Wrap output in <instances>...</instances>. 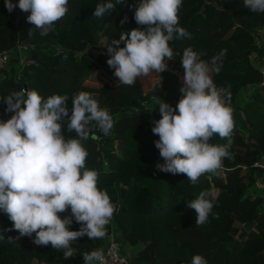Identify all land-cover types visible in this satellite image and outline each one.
<instances>
[{
	"label": "trees",
	"instance_id": "1",
	"mask_svg": "<svg viewBox=\"0 0 264 264\" xmlns=\"http://www.w3.org/2000/svg\"><path fill=\"white\" fill-rule=\"evenodd\" d=\"M12 2L17 7L9 12L5 0H0V51H11L7 65L0 69V98L24 85L45 99L66 95L70 117L73 97L87 92L109 112L110 133L104 135L94 127L83 142L86 167L98 172L97 186L108 192L115 206L107 233L118 232L122 252L124 243L133 248L132 264H191L198 254L206 264H216L220 253L226 264H264V196L249 190L262 173L254 163L264 160V85L259 84L256 66L264 55V13L253 12L245 0H183L179 26L191 38L169 41L174 59L167 60L168 68L139 77L129 86L121 84L108 65L106 45L119 39L121 32L130 34L141 27L134 19L140 0L120 4L112 0L115 10L102 18L93 13L97 4L107 0H69L67 14L45 36L28 22L30 11L20 10L19 0ZM20 45L28 46L25 55L19 53ZM187 48L208 63L214 87L231 93L234 122L231 157L223 159L218 174L206 173L195 184L184 174L158 171L157 164L163 161L155 146L159 136L152 131L161 118L153 97L175 106L183 96L181 57ZM251 51L257 53L254 60ZM33 53V62L20 68L21 57ZM217 56L219 72L212 64ZM6 109L0 102V120L14 114ZM62 135L66 140L75 135L68 130L67 120L62 121ZM209 142L224 145L228 140L214 135ZM207 190L216 194L214 207L208 222L198 226L188 202ZM59 215L72 216L71 208ZM248 220L252 226L242 233ZM80 228L73 217L70 230ZM19 235L0 210V264H84L83 253L105 245L108 236L78 238L72 244L75 255L66 259L63 250L51 244H34L35 234L16 238Z\"/></svg>",
	"mask_w": 264,
	"mask_h": 264
},
{
	"label": "clouds",
	"instance_id": "2",
	"mask_svg": "<svg viewBox=\"0 0 264 264\" xmlns=\"http://www.w3.org/2000/svg\"><path fill=\"white\" fill-rule=\"evenodd\" d=\"M68 3L69 0H19L18 7L30 11L28 22L45 36L67 14ZM182 3L183 0H140L134 19L141 27L130 34L121 32L119 39L107 43V63L115 69L121 84L131 86L139 77L162 73L168 68L167 60L174 59L169 41L191 38L179 26ZM245 5L253 12L264 13V0H245ZM5 6L9 12L17 7L12 0H5ZM115 8L116 3L107 0L96 5L93 16L102 18ZM126 20L127 17L121 23ZM219 59L217 56L212 60L216 72L220 70ZM181 64L183 96L175 106L153 97L161 118L155 121L152 131L159 136L155 146L163 161L157 164L158 171L184 174L195 184L206 173L218 174L223 159L231 157V93L214 87L208 63L191 48L183 52ZM0 102L14 113L10 119L0 120V210L19 232L16 238L35 234L34 244H51L63 250L66 259L75 255L72 244L78 238H105L115 206L108 192L98 188V172L86 167L88 152L83 142L94 127L109 134L113 127L109 112L87 92L73 97L70 117L66 95L54 94L45 99L38 90L22 88L0 98ZM63 120H67L68 130L75 132L67 140L62 135ZM214 135L228 143H210ZM215 198V192L207 190L188 202L196 212V225L208 222ZM69 207L72 216L61 218L59 213ZM73 217L81 224L78 231L70 230ZM8 241L14 242V238ZM83 257L84 264H105L100 250L84 252ZM191 264H206V260L198 254Z\"/></svg>",
	"mask_w": 264,
	"mask_h": 264
},
{
	"label": "built area",
	"instance_id": "3",
	"mask_svg": "<svg viewBox=\"0 0 264 264\" xmlns=\"http://www.w3.org/2000/svg\"><path fill=\"white\" fill-rule=\"evenodd\" d=\"M27 47H28L27 45H20L19 53L23 55L24 50ZM10 54L11 51L9 49L0 51V69L4 68L7 65ZM249 56L254 60V58L257 57V53L255 51H251ZM31 62H33L32 57H26V58L21 57L20 68H23L26 64H29ZM256 66L261 73V79L259 81V84L264 85V55L261 57L260 61L257 62ZM22 88H27V85H24ZM10 118L11 116H6L1 120L6 121ZM254 164L257 165L258 167L264 168V163L262 162V160L255 161ZM258 183L260 182L258 181ZM262 185L264 186V184ZM97 250L102 251V253L104 254L105 264H132V259L129 257V255L125 252H122L121 242L118 237V232L115 231L114 229H111V231L108 233L105 245L98 247Z\"/></svg>",
	"mask_w": 264,
	"mask_h": 264
},
{
	"label": "rangeland",
	"instance_id": "4",
	"mask_svg": "<svg viewBox=\"0 0 264 264\" xmlns=\"http://www.w3.org/2000/svg\"><path fill=\"white\" fill-rule=\"evenodd\" d=\"M31 55V54H30ZM18 65H20V62L17 63ZM262 162L264 163V160H262ZM258 181L261 183H258ZM264 184V173H259L257 175V178L255 179L254 183H251L249 185V190L255 191V193H259V194H263L264 196V186L262 185ZM262 185V186H261ZM243 227V225H242ZM242 229V228H241ZM249 230V229H248ZM247 231V230H246ZM245 231V232H246ZM136 248L139 247L138 245L135 246ZM122 249L125 251V253H127L129 255V257L132 259V247L128 246V244L124 243L122 245ZM216 264H226V259L225 256H223L220 253V256L216 259Z\"/></svg>",
	"mask_w": 264,
	"mask_h": 264
},
{
	"label": "water",
	"instance_id": "5",
	"mask_svg": "<svg viewBox=\"0 0 264 264\" xmlns=\"http://www.w3.org/2000/svg\"><path fill=\"white\" fill-rule=\"evenodd\" d=\"M15 50H16V48L13 47V48H12V51H13L14 53H15ZM35 54H36V53H33L31 57H34ZM176 103H177V102H176ZM176 103H174L173 105H175ZM139 110H140V109H138L137 111H139ZM112 120H113V119H112ZM109 133H110V132H109ZM258 170H259L260 172L264 173V168L259 167ZM251 226H252V223H251L249 220L246 221V222L243 224V227H242V229H241V232H242V233H245V231L248 230V229H250Z\"/></svg>",
	"mask_w": 264,
	"mask_h": 264
}]
</instances>
